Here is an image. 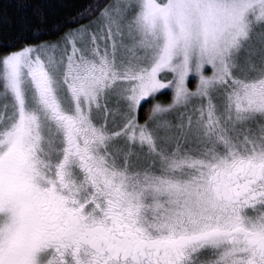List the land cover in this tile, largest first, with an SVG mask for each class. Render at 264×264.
Returning a JSON list of instances; mask_svg holds the SVG:
<instances>
[{
	"label": "snow or ice",
	"instance_id": "obj_1",
	"mask_svg": "<svg viewBox=\"0 0 264 264\" xmlns=\"http://www.w3.org/2000/svg\"><path fill=\"white\" fill-rule=\"evenodd\" d=\"M0 264H264V0H0Z\"/></svg>",
	"mask_w": 264,
	"mask_h": 264
},
{
	"label": "rangeland",
	"instance_id": "obj_2",
	"mask_svg": "<svg viewBox=\"0 0 264 264\" xmlns=\"http://www.w3.org/2000/svg\"><path fill=\"white\" fill-rule=\"evenodd\" d=\"M161 98H165V100H166V99H167V96H162ZM161 98H160V99H161ZM161 100H162V99H161Z\"/></svg>",
	"mask_w": 264,
	"mask_h": 264
},
{
	"label": "trees",
	"instance_id": "obj_3",
	"mask_svg": "<svg viewBox=\"0 0 264 264\" xmlns=\"http://www.w3.org/2000/svg\"><path fill=\"white\" fill-rule=\"evenodd\" d=\"M161 98V97H160ZM162 100H165V98H161Z\"/></svg>",
	"mask_w": 264,
	"mask_h": 264
}]
</instances>
